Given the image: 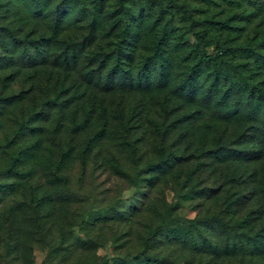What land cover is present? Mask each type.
<instances>
[{
  "label": "rangeland",
  "instance_id": "374dc122",
  "mask_svg": "<svg viewBox=\"0 0 264 264\" xmlns=\"http://www.w3.org/2000/svg\"><path fill=\"white\" fill-rule=\"evenodd\" d=\"M125 4L0 0V264L196 263L226 240L209 206L251 188L224 185L264 155V0ZM122 28L121 67L86 54Z\"/></svg>",
  "mask_w": 264,
  "mask_h": 264
},
{
  "label": "trees",
  "instance_id": "16d2710c",
  "mask_svg": "<svg viewBox=\"0 0 264 264\" xmlns=\"http://www.w3.org/2000/svg\"><path fill=\"white\" fill-rule=\"evenodd\" d=\"M126 1L117 0L118 8H116V12L121 10L120 14L123 15L130 12V7L125 4ZM190 18L191 22H195L193 16H190ZM84 29L92 37L95 36L96 40L101 38L99 34L100 27L94 21H85ZM127 34V30L122 28L118 33L113 35L116 39L112 41L111 46L117 47V53H114L112 50L106 51L104 49L105 44L101 42L99 44L95 41L92 43L94 48L87 51V47L86 54H90V58L93 60L106 63L109 62L110 59L108 57L111 53L113 59H115L116 66L114 67H121L122 42L126 41ZM192 35L200 40L203 38L195 31L192 32ZM67 58H69L68 54ZM210 58L211 55L206 53L200 57L204 61H209ZM33 120L39 122V120H44V117L39 118L36 113H33L26 119H20L14 136L20 138L25 137L28 133H32L37 128L35 125H29ZM121 131L126 132V135H120L123 141L129 138L128 127L123 125ZM99 132L97 135L104 134L105 136L104 130H100ZM12 141H16L15 138ZM128 142L124 143L125 147L126 145H131ZM260 149H255L254 152L256 154L253 156L250 154L247 159H244L246 163L243 172L238 176L234 175L233 179L230 180L229 176L231 175H228V181L226 179L224 185L231 186L233 182H236L240 186H247L246 188L251 186V188L245 191H234V186L232 185L231 191L228 188L225 191L222 189L224 194L219 196L220 203L209 206L212 210L210 211L208 219L213 221L216 226L222 227L226 240L210 241L205 246L196 247L193 251L194 256H196V263L193 261L191 264H264V155L261 154ZM23 152L28 154L27 150ZM232 152L237 153L238 150L236 148L230 150L228 157L229 163L235 160ZM18 159L19 157H16L15 160L17 161ZM213 189L217 191L212 190L210 194L205 195L206 202H211L221 192L217 188ZM255 201L257 204L255 206L251 205ZM229 206H232V209L227 210ZM232 233L235 235H232ZM103 264L109 263L106 260ZM161 264L166 263L163 261Z\"/></svg>",
  "mask_w": 264,
  "mask_h": 264
}]
</instances>
